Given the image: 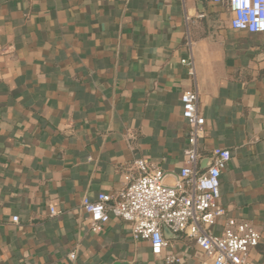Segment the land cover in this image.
Listing matches in <instances>:
<instances>
[{
	"label": "crops",
	"instance_id": "crops-1",
	"mask_svg": "<svg viewBox=\"0 0 264 264\" xmlns=\"http://www.w3.org/2000/svg\"><path fill=\"white\" fill-rule=\"evenodd\" d=\"M232 19L211 0H0V264H212L185 236L155 256L114 217L94 233L83 207L123 189L137 159L175 184L193 89L201 167L232 156L213 232L251 223L264 264V33Z\"/></svg>",
	"mask_w": 264,
	"mask_h": 264
},
{
	"label": "built area",
	"instance_id": "built-area-1",
	"mask_svg": "<svg viewBox=\"0 0 264 264\" xmlns=\"http://www.w3.org/2000/svg\"><path fill=\"white\" fill-rule=\"evenodd\" d=\"M226 2L233 15L231 26L251 34L264 33V0H211ZM189 73L195 76L193 60H183ZM182 117L188 125L185 165L175 184H165V174L152 168L146 159H137L125 176L123 189L113 194H100L97 201L84 200L90 215V228L102 232L111 217L128 223L135 241L149 244L155 256L163 255L169 246L164 230L192 239L212 264H253L251 253L261 235L251 223L227 218L221 233L213 228L226 215L219 205L220 179L231 160V152L214 149L209 166L201 167L200 141L205 132V118L200 109L199 93L195 89L181 95ZM18 217L13 221L18 222ZM70 260L76 258L74 253ZM167 264L181 263L173 255L165 257Z\"/></svg>",
	"mask_w": 264,
	"mask_h": 264
},
{
	"label": "water",
	"instance_id": "water-1",
	"mask_svg": "<svg viewBox=\"0 0 264 264\" xmlns=\"http://www.w3.org/2000/svg\"><path fill=\"white\" fill-rule=\"evenodd\" d=\"M164 235L167 239H170L172 237H174L175 235L172 234V232L169 229H165L164 230Z\"/></svg>",
	"mask_w": 264,
	"mask_h": 264
}]
</instances>
